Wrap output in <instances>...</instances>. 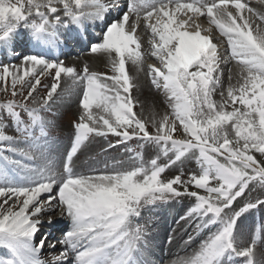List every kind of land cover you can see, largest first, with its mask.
<instances>
[{"label": "snow or ice", "instance_id": "snow-or-ice-1", "mask_svg": "<svg viewBox=\"0 0 264 264\" xmlns=\"http://www.w3.org/2000/svg\"><path fill=\"white\" fill-rule=\"evenodd\" d=\"M113 7L105 0H0V48L10 49L21 32L37 46H51L59 29L104 21ZM200 17L207 29L196 22ZM141 19L159 64L147 65V72L170 108L153 119V131L134 111L135 85L126 70L129 62L144 70ZM255 19L264 23V13L246 0H131L90 48L110 59L111 76L43 55L24 56L20 66L0 65V93L7 94L0 102V249L7 251L0 264H143L148 227L139 221L145 209L182 198L192 203L181 220L194 224L198 235L210 234L175 264H233L236 258L260 264L254 260L260 231L246 244L238 225L251 210L264 208V198L251 196L264 190V27H254ZM212 26L225 38L223 52ZM232 60L240 80L225 93L221 65ZM45 75L53 82L40 96ZM62 75L66 86L58 92ZM68 97L78 98L80 114L58 170L48 145L54 122L46 114ZM110 134L118 143L135 138L155 144L159 152L149 160L136 152L126 168L76 172L77 153ZM193 160L197 170H179ZM174 167L178 174L169 176ZM51 213L70 227L49 244L62 245L60 254L45 260L41 229L53 223Z\"/></svg>", "mask_w": 264, "mask_h": 264}, {"label": "bare ground", "instance_id": "bare-ground-1", "mask_svg": "<svg viewBox=\"0 0 264 264\" xmlns=\"http://www.w3.org/2000/svg\"><path fill=\"white\" fill-rule=\"evenodd\" d=\"M119 16H120V14H119ZM200 20L202 22L204 20L206 22L208 21L205 17H200L197 19L196 22H198ZM143 27L145 28L144 25H143ZM261 27H264V24ZM147 34L151 35V31L146 28V32L144 33V37H143L144 42H145V39L147 37ZM83 44L85 45V42ZM15 45H16V43H13V45L10 49L9 48L5 49L6 52H8V54H9L10 60H12L13 58H14V60L20 59L22 56L26 55L27 50L29 49V48L28 49L25 48V49H22V51H20L22 47H19L17 49V51H14L13 47ZM21 45H24V44H21ZM144 50H145V52L143 53L144 70L139 71L137 69V67L135 65H132L130 62L126 64V70L128 71V75L133 78V83L135 85V87H133L131 90V95H133V93L135 94V92L137 90L138 96H136V95L135 96H136V98H138L137 99L138 102L140 99L141 103H142V109H141L140 113H141L143 119L148 124V127H151V122L153 121V119H159L166 112H169L170 108L168 106L167 97L164 96V92L160 89H157L152 84L151 77H150L149 73L147 72V65L151 64V63H148L147 60L154 58L151 56V50L147 46V42H145ZM68 56H70L68 63L70 65L74 66L76 69H77V67H80L84 63L90 64V66L92 67V71H100L101 68L105 67L106 64L111 65L110 59L102 53H92L89 51V53L82 52L80 55H72V56L68 55ZM22 64H23V62H20L18 60L17 63L14 64V66H20ZM228 64H229V69H230L228 75H231L232 81L234 83H236L237 81L240 80V77L238 76L239 73H237V72H240V66L234 60L225 64V66H227ZM109 74H113V71L111 69L109 70ZM65 81H66V78L63 77V75H62L61 87L58 88V90H57L58 92H61L65 88V86H66ZM68 98H71V99H69V103H68V101H66L68 104H70L69 110H75L78 114H80V108L78 106V98H76V97H68ZM94 111H95V109H94ZM80 154L81 153H79V155ZM127 156H129V154H127ZM145 160H149V159H145ZM134 162H135L134 160L128 161L127 163H125L120 168L130 167L131 166L130 164H132ZM120 168L107 166L104 163L94 164V163L90 162L87 165L80 167V171L78 173L92 174V173H100L103 171H111L113 169H120ZM181 215H182V212L179 208H176V207L173 208L171 211V217L169 219L170 224L168 225V228L174 227L178 223V221L180 220ZM145 219H148V218L145 217ZM61 222L66 227L65 229L68 230V228L70 227L69 221L61 219L60 217H55L53 219L52 224H55V223L59 224ZM178 227L182 230H187L189 225H188V222H186L184 220H180L178 223ZM42 230H44V229L42 228L41 231ZM204 232H205V230L203 232H201L199 235L197 233L195 235H193L192 236L193 240L191 241L190 244H186L185 241L183 243L179 244L178 243V233L174 232V230L171 231V229H169L168 232L160 234L159 241H157V242L154 241L155 245H157L156 253L160 257L161 256H163V257H166V256L175 257L176 258L175 260H172L169 262V264H175V262L178 260V258L190 255L194 250L199 248L201 242L208 237V236L202 237V234ZM256 232H257L256 229H253V228L242 229V232H241L242 239L245 240L246 244H250L251 240L255 237ZM43 234L47 236V241H46L45 246L47 244H48V246L44 247V249L42 250L41 258L45 259V260H51L53 256L60 254V251H61L60 248L62 247V245H58V243H56V248L52 249L51 247H49V244H50L49 243V239H50L49 233L47 231H44ZM39 235L40 234H38V238H39ZM169 237H171V242H169ZM255 252H256V256H255L254 260L256 262H260V264H264V241L262 239H261V243H259L257 245ZM5 256H7V251L4 249H0V257H5Z\"/></svg>", "mask_w": 264, "mask_h": 264}, {"label": "rangeland", "instance_id": "rangeland-1", "mask_svg": "<svg viewBox=\"0 0 264 264\" xmlns=\"http://www.w3.org/2000/svg\"><path fill=\"white\" fill-rule=\"evenodd\" d=\"M256 7V11L258 13H264V2L261 3ZM255 24H262L260 22V20L255 19L254 20V27ZM206 26H210L209 23L205 22ZM263 25V24H262ZM87 65L89 70H92V67L90 66V64L88 63H84L83 65H81L80 67H78V71H82L83 67ZM102 69V68H101ZM223 77L224 79H222V83H223V90L226 93V89L229 86V84L233 85V86H238V82L234 83L231 80H229V66H227L226 68H223ZM239 73V72H237ZM239 76V75H238ZM240 77V76H239ZM42 80V86L39 88V95L43 96L46 93V88L43 87L44 85H50L53 80L51 78V76L48 77V75H45L44 77H41ZM138 96L137 90L135 92V94L133 93L132 98L134 102H138V98H136V96ZM7 98V94L6 93H0V102H2L3 100H5ZM214 99H216L217 101H219L221 99V97L219 96V90L217 92V94L214 96ZM66 101H68L69 103V98H66L64 103L62 104H58L56 106H54V108L56 109V112L52 115L51 114H46L47 118L49 120H52L54 122V127H52L49 131H56L59 132L60 135H56V134H51V136H49V140H48V145L49 147H52L54 150L49 151L50 156L52 158V162L54 164H56L58 166V170H59V163H60V158H62L64 160L65 155L67 153L68 148L70 147V144L72 142V137H68L72 136V132L74 131L73 129V124L75 122H77L79 114L75 111V110H69V105ZM71 107V106H70ZM135 109H136V113L137 115L143 119L142 115H141V109H142V103L141 100L139 99L138 103H135ZM149 131H153V129L151 127H149ZM137 142L134 143H129L128 141L126 142H119L118 140H111L108 137H97L94 140L91 141V143H88L86 146V148H82L79 153H82L80 155H78V159H76L74 157L75 160V168H78L79 165L82 164H86V162H92V163H101L103 161H105L106 165L115 167V166H120L122 167L125 163H127L128 161H132L134 160V156L136 152H140L143 154L144 159H151L154 158L155 155L159 152V148L157 145L155 144H151L148 142H144V141H140L137 140ZM121 143V144H120ZM114 145L115 147L110 148L109 145ZM120 145H123L122 147H118ZM135 147H136V151H135ZM102 150V151H101ZM132 150V151H130ZM127 153L130 154L131 157L127 156ZM54 158H57V161L55 162ZM63 162V161H62ZM116 163L117 165H112ZM133 164V163H132ZM130 164V165H132ZM118 168V167H115ZM198 169V165H196L195 161H187L185 162L184 165L179 166V170L180 171H184L186 174L191 172V171H195ZM174 174H178L176 171V168L174 167L173 169L168 171V175H174ZM251 196L253 198L256 197H260V198H264V190H261L260 188H256V190L254 192L251 193ZM182 203V204H180ZM192 201L190 198H182L178 201H172L168 204H162L159 206L155 207V211L154 212H150L147 215V218H149V221L147 220V223L149 224L151 221L150 219L156 221V222H160V228L158 229L159 233L162 232L164 233L165 230H167L166 226H165V221H164V215L162 212H167V210L173 206H177V208H182L183 210L186 208H189V206L191 205ZM234 207H236V205L234 204ZM148 211V209H145V213ZM248 215H253L255 214V219L250 217H247L244 219L243 222V227H250V228H256L258 227L260 230L262 231V236L264 239V208L261 209H254L251 210L249 213H247ZM247 216V215H246ZM47 219V218H45ZM143 225V224H142ZM148 227V225H147ZM241 228V227H240ZM162 230V231H161ZM242 230V229H241ZM176 232L178 233V240H182V238H187L188 236H190L191 234H189L190 232H193V230L191 228H188L187 230H182V229H176ZM147 247L144 248V251H146V248H148V246H151L150 243H147L146 245ZM237 264H245V260L242 259L240 262H237Z\"/></svg>", "mask_w": 264, "mask_h": 264}]
</instances>
